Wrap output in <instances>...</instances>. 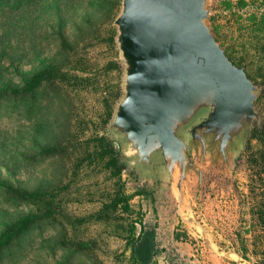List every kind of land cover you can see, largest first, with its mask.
<instances>
[{
  "label": "rangeland",
  "instance_id": "rangeland-1",
  "mask_svg": "<svg viewBox=\"0 0 264 264\" xmlns=\"http://www.w3.org/2000/svg\"><path fill=\"white\" fill-rule=\"evenodd\" d=\"M226 2L232 5L228 6ZM245 3L244 7H239L236 0H209L208 24L225 53L244 69L248 78L259 88L254 101L258 120L252 122L245 139L236 150L230 152L225 163L220 158L215 161L209 153L200 161L189 150L190 160L201 167L202 178L197 185L196 174L187 172V185L183 187L181 198L169 185L166 174L159 178L146 177L125 165L121 176L125 192L132 194L138 189L143 190V193L132 196L130 204L133 213H120L109 222H88L77 231L80 238L94 241L95 252L105 264H130L125 233L121 227L117 231L116 226L125 224L130 218H137V212L142 213L146 228L155 229L159 248L155 256L157 264H255L257 258L252 253V243L258 227L250 214L249 182L253 167L248 165V159L258 143L251 139L249 147L248 140L252 128L260 126L264 118V98L258 99L264 88V24H259L260 17L264 15V2L245 0ZM252 14L256 15L255 21L250 19ZM30 19L27 15L15 14L16 25L10 36L14 46L11 53L17 59L12 63L5 59L3 63L5 75L16 82L20 71L32 69L28 62L33 40ZM2 20L5 18H0V22ZM105 27L100 28L98 38L87 39L79 45L78 56L82 58L85 75L90 79L70 86L69 104H61L63 121L66 120V111L70 109L74 143L79 147L96 133H104L113 140L106 133L107 124L101 122L104 117L103 101L110 98V91L116 84L121 86L123 72L116 46L114 50L104 40ZM111 60L118 62L119 70L108 69ZM12 107L4 102L0 104V179L33 187L41 178H51L53 171L59 169V173L63 174L67 163L59 164L58 160L53 164L48 159L37 166L25 162V157L35 153L36 149L30 141L33 123ZM119 156L121 160L124 158L120 149ZM100 166L84 165L75 176L71 171L64 176L63 181L70 183L69 198L65 199V208L70 215L79 217L94 212L106 193L114 188L113 181L107 178L108 173L102 171ZM261 167L258 165V168ZM2 210L0 204V212ZM9 212L17 215V211ZM122 217L125 222L120 219ZM175 232L181 234L178 239L174 236ZM56 233L53 226L36 228L26 234L19 247L9 250L0 264L89 263L82 255H73L68 259L65 251L55 244ZM243 245L247 249L246 258L241 256Z\"/></svg>",
  "mask_w": 264,
  "mask_h": 264
},
{
  "label": "trees",
  "instance_id": "trees-1",
  "mask_svg": "<svg viewBox=\"0 0 264 264\" xmlns=\"http://www.w3.org/2000/svg\"><path fill=\"white\" fill-rule=\"evenodd\" d=\"M121 1L0 0V18H5L0 22V104L4 102L13 106V110L21 111L33 123L30 141L36 149L35 153L25 157L26 163L37 166L48 159L53 164L57 160L59 164L67 163L63 174L57 168L51 178H41L33 187L0 179V204L3 208L0 212V262L5 260L4 256L9 254V250L22 244L20 242L26 234L48 225L56 228L55 244L65 251L68 259L73 255H82L89 260L88 264H105L95 252L94 241L80 238L78 228L88 222H109L120 213L131 215L134 211L130 204L133 194L143 193L142 189L132 194L125 192L121 177L125 163L113 140L104 133H96L79 147L74 143L69 108L65 114L66 120H62L61 104H69V87L90 79L85 75L86 69L82 58L78 56V47L87 39L98 38L101 35L100 28L105 25L104 40L115 50L116 30L113 21L120 11ZM226 3L232 5L231 2ZM245 4V0H236L239 7ZM16 13L31 17L29 24L33 32L32 53L28 60L32 69L20 71L17 82L5 75L3 66L5 59L11 63L17 59L11 53L14 46L10 36L16 25ZM250 19L255 21L256 15L252 14ZM259 24H264V15L260 17ZM108 69L119 70L118 62L111 60ZM110 92V98L103 101V125L112 116V104L120 93L119 84ZM262 98L264 88L258 99ZM251 139L258 143L257 149L248 159V165L253 167L249 182L250 214L258 227L253 236L252 253L257 258L255 264H264V118L260 126L252 128L249 147ZM84 162L88 164H82ZM92 164H101V170L108 173L107 178L113 181L114 188L106 193L94 212L79 217L70 215L65 208L70 183L64 182L63 178L68 171L75 176L81 167ZM258 165L262 167L258 168ZM9 211H17V215ZM142 217L141 212H137V218H130L127 222L122 217L120 219L125 224L120 223L116 228L119 231L118 227H121L125 233L130 264H157L155 256L159 248L155 229L146 228ZM180 235L179 232L174 234L176 239ZM246 254L247 249L243 245L241 256L246 258Z\"/></svg>",
  "mask_w": 264,
  "mask_h": 264
},
{
  "label": "water",
  "instance_id": "water-1",
  "mask_svg": "<svg viewBox=\"0 0 264 264\" xmlns=\"http://www.w3.org/2000/svg\"><path fill=\"white\" fill-rule=\"evenodd\" d=\"M209 0H122L113 21L122 67L120 95L106 133L125 165L166 174L181 198L187 172L204 160L228 161L258 120L259 88L216 41Z\"/></svg>",
  "mask_w": 264,
  "mask_h": 264
}]
</instances>
